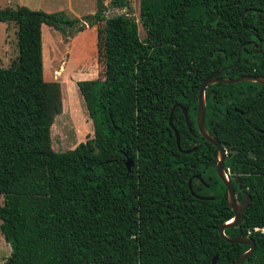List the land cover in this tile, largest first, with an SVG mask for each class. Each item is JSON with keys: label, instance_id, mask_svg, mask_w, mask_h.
Segmentation results:
<instances>
[{"label": "trees", "instance_id": "obj_1", "mask_svg": "<svg viewBox=\"0 0 264 264\" xmlns=\"http://www.w3.org/2000/svg\"><path fill=\"white\" fill-rule=\"evenodd\" d=\"M108 5L129 8L128 0ZM106 6L71 20L0 8V19L17 26V54L0 67L3 264H211L215 254L214 264H232L248 246L217 232L233 213L215 174L216 149L196 130L197 88L220 69L226 78H264V0H138L137 20L106 16ZM41 24L60 33L94 26L103 64L102 78L76 82L92 137L63 151L50 146L60 98L43 79ZM176 103L191 132L177 106L171 123L180 148L195 147L188 153L167 124ZM204 103V126L224 144L223 169L237 195L240 180L250 197L240 223L223 233L253 239L240 264H264V87L216 82ZM233 106L247 111L235 115ZM188 179L212 199L191 195Z\"/></svg>", "mask_w": 264, "mask_h": 264}, {"label": "rangeland", "instance_id": "obj_2", "mask_svg": "<svg viewBox=\"0 0 264 264\" xmlns=\"http://www.w3.org/2000/svg\"><path fill=\"white\" fill-rule=\"evenodd\" d=\"M40 2L41 0H0V8L24 5L29 9H38ZM50 3L53 5L50 9L63 4L60 0H51ZM128 4L129 8L126 10H123V7H112L106 4L103 13L109 16L127 12L128 15H134L137 20L138 3L128 0ZM86 7H82V9H87ZM88 9H90V3H88ZM89 14L91 13L86 15ZM86 27L88 26L82 30ZM74 29L73 27L65 33L56 30L60 37L59 43L57 40L46 37L42 75L44 74L43 79L46 82L56 83L60 98V112L54 115L50 127V146L54 151L73 148L79 142H84L85 139L92 137V125L76 82L103 77V64L97 58V51H94L91 61H88L85 56L88 53V42L92 39V31L87 30L78 37L77 34L82 30L74 31ZM16 30L17 26L13 20L0 19V67L8 66L17 54ZM137 32L140 38L144 37V31L139 23H137ZM75 35L78 37L77 42H75ZM49 46L52 47L49 48ZM1 200L0 196V203ZM9 252V244L0 235V264H3Z\"/></svg>", "mask_w": 264, "mask_h": 264}, {"label": "water", "instance_id": "obj_3", "mask_svg": "<svg viewBox=\"0 0 264 264\" xmlns=\"http://www.w3.org/2000/svg\"><path fill=\"white\" fill-rule=\"evenodd\" d=\"M123 10H126L125 6L123 7ZM130 17L134 18V15H131ZM251 48L252 49L254 48V43L251 44ZM259 50H260V46L255 50V52H259ZM237 56H238V52H237ZM236 61H237V58L231 65H234ZM221 72H222V69H220L219 71H217L213 75L207 76L198 85L196 114H195V126H196V130L199 133V135L202 136L207 142H209L216 149V157H215V164H214L215 174L218 177V179L225 186L227 204L233 213L232 218L230 220H228L227 222L221 223L218 226V229H217L218 235L228 243L245 244L248 246V248L244 252L240 253L232 263V264H240L241 261L243 259H245L253 251L254 246H255L254 241L248 235L228 237L223 233V230L226 227L236 226L240 223V221L242 219V212L246 209V207L250 201V197L248 194H246L244 191H242L241 185H240V180H238L237 181V188L240 190V199H239V201L236 200L234 188H233L231 182L229 181V179L227 177V173L223 169V161H224L225 156H226L225 149L223 147L224 144L220 143L214 137H212L207 132V130L204 126V112H205L204 90L208 85L216 83V82L231 84V83H237V82H241V81H250V82H257L264 87V78H262L260 76H254V75H242V76H237L234 78H226V77H222L219 75ZM175 106L179 107L182 110L186 127H187L188 131L191 132L186 110L179 103L174 104L170 108L168 118H167V124L173 132V135L175 138L176 148L180 152L188 153L191 150H194L195 147L193 146L192 148L182 150L179 146L178 133L171 123V113H172V110ZM131 164H132L131 158L126 156L125 161H124V165L126 167V170H129ZM199 180H200V182H203L200 178H199ZM205 186H207V185L205 184ZM187 187H188L190 194L199 198V199H212V196L196 195L190 187V179H188V181H187ZM260 230L262 232H264L263 229H260ZM215 259H216V254L211 259V264H214ZM6 264H9V261L6 262Z\"/></svg>", "mask_w": 264, "mask_h": 264}, {"label": "crops", "instance_id": "obj_4", "mask_svg": "<svg viewBox=\"0 0 264 264\" xmlns=\"http://www.w3.org/2000/svg\"><path fill=\"white\" fill-rule=\"evenodd\" d=\"M51 0H41L40 4H39V10H42L44 12L47 13H51V14H55L58 15L64 19H76V18H80L88 13H92L93 11H96L98 6L104 5L106 6V4H108L109 0H60L63 2L62 5L55 7L54 9H50L53 5L50 3ZM138 3V0H134ZM88 3H90V9H88ZM19 5H16L14 8H16ZM87 9H82V7H85ZM53 10V11H52ZM92 31V39L90 40V42H88V53L85 55L88 58V61H91L93 55H94V51H96V30L94 26H88L86 27L84 30L80 31L77 35L79 37V35H81L82 33L86 32V31ZM47 33V34H46ZM77 35H75V42H77L78 37H76ZM53 39V40H57V42L59 43L60 41V37L58 32L53 29L52 27L45 25V24H41L40 25V41H41V59L43 62L44 59V50H45V46H46V39ZM53 37V38H52ZM77 39V40H76ZM74 46V45H73ZM52 46H49V48H51ZM52 50V49H50ZM43 67V65H42ZM264 230V228H263ZM10 247V246H9Z\"/></svg>", "mask_w": 264, "mask_h": 264}, {"label": "flooded vegetation", "instance_id": "obj_5", "mask_svg": "<svg viewBox=\"0 0 264 264\" xmlns=\"http://www.w3.org/2000/svg\"><path fill=\"white\" fill-rule=\"evenodd\" d=\"M249 95H252V93H250ZM233 111H234V113H235V115H238V116H243V114H244V112H246L247 110H241V109H239V108H237V107H235V106H233ZM261 111L263 112V109H261ZM238 189V188H237ZM238 191H239V193H240V190L238 189ZM243 191V190H242ZM234 193H235V198H236V200L237 201H239V199H240V196H238L237 195V193L234 191Z\"/></svg>", "mask_w": 264, "mask_h": 264}, {"label": "built area", "instance_id": "obj_6", "mask_svg": "<svg viewBox=\"0 0 264 264\" xmlns=\"http://www.w3.org/2000/svg\"><path fill=\"white\" fill-rule=\"evenodd\" d=\"M255 229H258V228H255Z\"/></svg>", "mask_w": 264, "mask_h": 264}]
</instances>
